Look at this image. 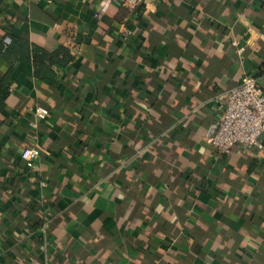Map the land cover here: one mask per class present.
<instances>
[{"label": "crops", "instance_id": "0c3cea01", "mask_svg": "<svg viewBox=\"0 0 264 264\" xmlns=\"http://www.w3.org/2000/svg\"><path fill=\"white\" fill-rule=\"evenodd\" d=\"M102 2L0 3V41L73 56L57 86L27 64L13 72L0 264H264V149L230 156L209 143L219 96L245 75L264 90V0ZM26 146L41 152L32 169Z\"/></svg>", "mask_w": 264, "mask_h": 264}, {"label": "built area", "instance_id": "2783aa9c", "mask_svg": "<svg viewBox=\"0 0 264 264\" xmlns=\"http://www.w3.org/2000/svg\"><path fill=\"white\" fill-rule=\"evenodd\" d=\"M109 5H119L131 12L138 11L146 6L144 0H105ZM100 18V13L95 15ZM10 43V39L6 40ZM237 56L242 58L246 52L247 45L233 40ZM223 104V112L219 121L216 134L209 143L223 155H230L236 148L263 149L264 137V90L258 79L245 75L241 83L234 89L219 96ZM35 115L40 120L49 117L50 112L38 107ZM41 156L38 149H28L22 154L27 168L32 169Z\"/></svg>", "mask_w": 264, "mask_h": 264}, {"label": "trees", "instance_id": "16d2710c", "mask_svg": "<svg viewBox=\"0 0 264 264\" xmlns=\"http://www.w3.org/2000/svg\"><path fill=\"white\" fill-rule=\"evenodd\" d=\"M2 1L0 0V3ZM8 38L10 39L9 44L4 39L0 41V65L2 63H9L11 65V69L7 73L0 74V114H5L6 112L8 101L11 97L13 72L18 65H30L33 68L36 79L47 81L52 86H57L61 82L57 70H64L73 62V56L70 50L64 46H59L54 51H49L44 47L33 44L26 39L16 37L11 33L8 34ZM46 110L49 111L48 109ZM28 149H30L29 146L24 147L21 156ZM241 149H234L230 156L240 152L243 156L248 157L249 150ZM193 175L194 173L191 170H186L183 173V176L188 179H192ZM191 183L193 184L194 181L191 180ZM187 189L188 193L191 194L192 188L188 187Z\"/></svg>", "mask_w": 264, "mask_h": 264}, {"label": "clouds", "instance_id": "9594fccd", "mask_svg": "<svg viewBox=\"0 0 264 264\" xmlns=\"http://www.w3.org/2000/svg\"><path fill=\"white\" fill-rule=\"evenodd\" d=\"M107 8H108V4L102 2V4H101V9H102V10H106Z\"/></svg>", "mask_w": 264, "mask_h": 264}]
</instances>
